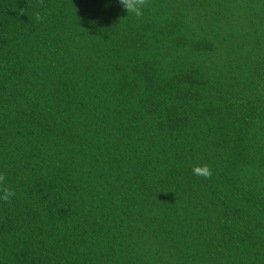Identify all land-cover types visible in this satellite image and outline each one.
Here are the masks:
<instances>
[{
	"label": "trees",
	"instance_id": "trees-1",
	"mask_svg": "<svg viewBox=\"0 0 264 264\" xmlns=\"http://www.w3.org/2000/svg\"><path fill=\"white\" fill-rule=\"evenodd\" d=\"M146 4L0 0V264H264V0Z\"/></svg>",
	"mask_w": 264,
	"mask_h": 264
},
{
	"label": "clouds",
	"instance_id": "clouds-1",
	"mask_svg": "<svg viewBox=\"0 0 264 264\" xmlns=\"http://www.w3.org/2000/svg\"><path fill=\"white\" fill-rule=\"evenodd\" d=\"M120 4L126 9L127 16H134L140 18L144 15V10L147 7L146 0H119ZM40 17L37 16V19ZM194 174L210 177L211 171L207 166L196 167L193 169ZM5 183V176L3 173H0V185ZM16 195L14 189L11 187H2L0 188V201L8 202L11 198Z\"/></svg>",
	"mask_w": 264,
	"mask_h": 264
}]
</instances>
